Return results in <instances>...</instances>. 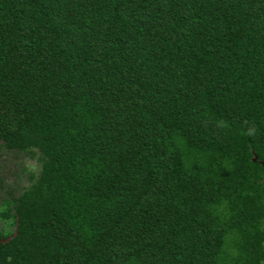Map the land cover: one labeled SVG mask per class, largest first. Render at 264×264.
<instances>
[{"label": "trees", "instance_id": "16d2710c", "mask_svg": "<svg viewBox=\"0 0 264 264\" xmlns=\"http://www.w3.org/2000/svg\"><path fill=\"white\" fill-rule=\"evenodd\" d=\"M0 148V264H264V0H0Z\"/></svg>", "mask_w": 264, "mask_h": 264}, {"label": "rangeland", "instance_id": "374dc122", "mask_svg": "<svg viewBox=\"0 0 264 264\" xmlns=\"http://www.w3.org/2000/svg\"><path fill=\"white\" fill-rule=\"evenodd\" d=\"M35 167L34 161L25 154L0 148V199L9 192L16 194L21 187L28 185L29 172L35 171Z\"/></svg>", "mask_w": 264, "mask_h": 264}, {"label": "water", "instance_id": "95a60500", "mask_svg": "<svg viewBox=\"0 0 264 264\" xmlns=\"http://www.w3.org/2000/svg\"><path fill=\"white\" fill-rule=\"evenodd\" d=\"M261 165H262V164H261ZM14 235H15V229H14V231H13V235H12V236L6 238V239L3 240V241H0V243H5V242L9 241Z\"/></svg>", "mask_w": 264, "mask_h": 264}]
</instances>
